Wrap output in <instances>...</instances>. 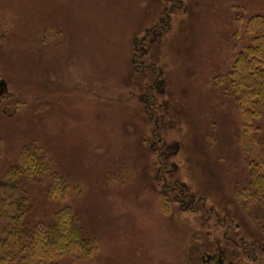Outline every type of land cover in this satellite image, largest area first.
<instances>
[{
    "label": "rangeland",
    "instance_id": "obj_1",
    "mask_svg": "<svg viewBox=\"0 0 264 264\" xmlns=\"http://www.w3.org/2000/svg\"><path fill=\"white\" fill-rule=\"evenodd\" d=\"M254 15L264 0H0V182L27 147L45 152L32 214L77 213L93 246L77 264L248 262L210 212L231 206L240 236L263 240L235 193L264 161V117L244 137L215 88Z\"/></svg>",
    "mask_w": 264,
    "mask_h": 264
},
{
    "label": "trees",
    "instance_id": "obj_2",
    "mask_svg": "<svg viewBox=\"0 0 264 264\" xmlns=\"http://www.w3.org/2000/svg\"><path fill=\"white\" fill-rule=\"evenodd\" d=\"M245 34L249 45L239 50L225 83H215L216 92L223 91V97L237 104L244 137L252 128L250 132H260L264 117V16H251ZM248 163V175L235 201L264 236V161L248 158ZM50 164L41 148L30 146L22 156L21 168L5 171L0 182V264H77L91 256L92 240L83 234L74 210L61 208L48 223L32 214L26 184L49 171ZM63 193L49 189L47 197L61 199Z\"/></svg>",
    "mask_w": 264,
    "mask_h": 264
},
{
    "label": "flooded vegetation",
    "instance_id": "obj_3",
    "mask_svg": "<svg viewBox=\"0 0 264 264\" xmlns=\"http://www.w3.org/2000/svg\"><path fill=\"white\" fill-rule=\"evenodd\" d=\"M201 202H203V200H201ZM230 207L231 206L229 205L224 206V209L227 210L222 215L224 216V218H220L219 216H217L215 210H212L210 214L214 215L216 224L218 226H221L222 228L226 229V231L223 233V237L226 240L225 242L229 243L227 244L228 248L231 250V247H233L234 250L248 262H236L239 261L238 255H228L223 250H217V253H205V255L202 257L201 264H264V236L259 231V229L258 231L260 233V236L263 238V240L259 239V242H255L254 240L251 241V239L246 240L242 235L240 236L242 226L243 229H245L246 227L244 225L240 226L237 223V217H233L232 215H230V212L233 211V209H230ZM239 208L241 209V207ZM238 211L241 213L240 210ZM242 212L246 218L249 217L248 214H246L243 210ZM236 256H238V258H236Z\"/></svg>",
    "mask_w": 264,
    "mask_h": 264
},
{
    "label": "water",
    "instance_id": "obj_4",
    "mask_svg": "<svg viewBox=\"0 0 264 264\" xmlns=\"http://www.w3.org/2000/svg\"><path fill=\"white\" fill-rule=\"evenodd\" d=\"M4 86H5V83L3 81H1L0 82V94L3 92Z\"/></svg>",
    "mask_w": 264,
    "mask_h": 264
}]
</instances>
